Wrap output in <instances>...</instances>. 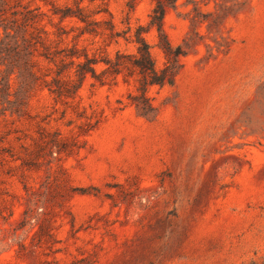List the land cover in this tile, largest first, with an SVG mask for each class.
<instances>
[{
	"label": "rangeland",
	"instance_id": "1",
	"mask_svg": "<svg viewBox=\"0 0 264 264\" xmlns=\"http://www.w3.org/2000/svg\"><path fill=\"white\" fill-rule=\"evenodd\" d=\"M184 1H164L174 45L194 13ZM57 2L101 10L97 18L108 10L119 29L146 25L156 3ZM217 9L214 1L199 8L202 16ZM198 30L204 41L182 58L174 83L150 88L148 117L121 78L112 86L85 79L81 103L101 117L85 134L80 119L65 124L73 113L60 118L46 89L35 94L34 117L10 124L13 151L23 154L45 116L73 145L25 163L0 149V264H264V0H248L219 31ZM212 36L228 41L225 51ZM145 37L161 65L156 31Z\"/></svg>",
	"mask_w": 264,
	"mask_h": 264
},
{
	"label": "trees",
	"instance_id": "2",
	"mask_svg": "<svg viewBox=\"0 0 264 264\" xmlns=\"http://www.w3.org/2000/svg\"><path fill=\"white\" fill-rule=\"evenodd\" d=\"M156 3L149 14L146 25L138 24L134 29L128 23L119 29L114 15L97 18L101 10H94L80 2L75 6H60L57 0H0V147L14 159L37 162L54 151L70 150L72 141L63 137L58 130L47 127L49 119L40 117L36 121V135L32 143L20 146L23 154H17L7 136L12 133L10 124L22 116L33 118L29 107L38 91L46 89L55 104L61 105L60 118H67L65 124H77V134H85L101 121L95 112H87L81 103L79 93L85 79L91 78V85H116L119 78L133 86L128 92L129 103L148 117L154 112L149 90L173 84L182 68V58L187 55L204 35L198 27L206 25V34L219 31L220 25L237 14L248 0H185L183 5H193L189 15V30L176 45L169 40L164 26L165 0ZM171 1L174 7L177 0ZM214 1L217 10L200 14V4ZM156 31L155 46L162 55L158 65L151 51V44L145 33ZM215 49L225 51L228 41L222 44L216 36ZM132 43L134 50L120 49L121 43ZM208 50L213 47L204 42ZM224 45V48H222ZM111 46H115L113 51ZM55 109H58L55 108ZM88 126V129H85ZM26 136V135H25ZM56 149V150H54Z\"/></svg>",
	"mask_w": 264,
	"mask_h": 264
}]
</instances>
